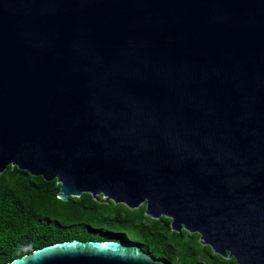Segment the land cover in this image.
<instances>
[{"label": "water", "instance_id": "obj_1", "mask_svg": "<svg viewBox=\"0 0 264 264\" xmlns=\"http://www.w3.org/2000/svg\"><path fill=\"white\" fill-rule=\"evenodd\" d=\"M7 164L264 264V0H0ZM0 264L171 263L72 238Z\"/></svg>", "mask_w": 264, "mask_h": 264}, {"label": "trees", "instance_id": "obj_2", "mask_svg": "<svg viewBox=\"0 0 264 264\" xmlns=\"http://www.w3.org/2000/svg\"><path fill=\"white\" fill-rule=\"evenodd\" d=\"M7 164L0 171V263L66 239L133 240L171 264H235L212 253L196 232L171 230L170 218L150 217L144 204L129 208L89 192L57 196L59 183Z\"/></svg>", "mask_w": 264, "mask_h": 264}, {"label": "flooded vegetation", "instance_id": "obj_3", "mask_svg": "<svg viewBox=\"0 0 264 264\" xmlns=\"http://www.w3.org/2000/svg\"><path fill=\"white\" fill-rule=\"evenodd\" d=\"M182 229V228H181ZM172 230V229H171ZM176 231V230H175ZM188 233H191V232H188ZM187 233V234H188ZM197 233V232H196ZM198 234V233H197ZM188 237V236H187ZM197 238H199L198 236H197ZM199 241V240H198ZM201 244H203L202 242H201V240L199 241ZM207 245V244H206ZM211 250V249H210ZM212 252V251H211ZM212 253H215V252H212ZM216 254H218V255H220L219 253H216ZM221 257H224V258H229V257H232V256H222V255H220ZM234 263H235V261H234ZM236 264V263H235Z\"/></svg>", "mask_w": 264, "mask_h": 264}, {"label": "rangeland", "instance_id": "obj_4", "mask_svg": "<svg viewBox=\"0 0 264 264\" xmlns=\"http://www.w3.org/2000/svg\"><path fill=\"white\" fill-rule=\"evenodd\" d=\"M96 195H100V193L98 192ZM100 198H101V195H100ZM109 199H110V198H109ZM187 233H188V232H186V233H185V235H187ZM197 240H199V241H200V239H199V238H197Z\"/></svg>", "mask_w": 264, "mask_h": 264}]
</instances>
